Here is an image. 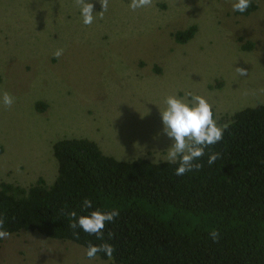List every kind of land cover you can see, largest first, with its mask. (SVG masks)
I'll list each match as a JSON object with an SVG mask.
<instances>
[{
  "label": "rangeland",
  "instance_id": "1",
  "mask_svg": "<svg viewBox=\"0 0 264 264\" xmlns=\"http://www.w3.org/2000/svg\"><path fill=\"white\" fill-rule=\"evenodd\" d=\"M254 1L257 9L240 15L235 0H152L135 11L130 0H108L101 19L99 0H86L96 18L85 25L75 0H0V182H53V143L63 138H89L119 160H167L160 110L168 95L203 96L218 125L264 103V0ZM192 25L187 43L175 40ZM0 264L108 262L22 231L0 239Z\"/></svg>",
  "mask_w": 264,
  "mask_h": 264
},
{
  "label": "trees",
  "instance_id": "2",
  "mask_svg": "<svg viewBox=\"0 0 264 264\" xmlns=\"http://www.w3.org/2000/svg\"><path fill=\"white\" fill-rule=\"evenodd\" d=\"M256 9L251 0L244 13H236ZM196 30L192 25L173 36L187 43ZM219 123L228 125L223 138L195 161L201 169L183 176L175 174L178 163L168 160H119L89 138L57 140L53 182H0L4 229L38 232L85 249L107 242L115 249L112 258L104 252L96 257L108 264H264V103L224 115ZM213 152L220 155L209 165ZM85 198L91 209L84 208ZM96 209L120 213L106 223L103 240L80 227L74 235L68 213ZM213 230L219 232L215 242Z\"/></svg>",
  "mask_w": 264,
  "mask_h": 264
},
{
  "label": "clouds",
  "instance_id": "3",
  "mask_svg": "<svg viewBox=\"0 0 264 264\" xmlns=\"http://www.w3.org/2000/svg\"><path fill=\"white\" fill-rule=\"evenodd\" d=\"M102 11L100 18L108 9V0H99ZM75 4L80 7L83 23L91 25L96 18L93 13V4L86 0H75ZM152 0H130L129 7L135 11L138 8L148 7ZM251 6V0H235L232 4L233 11L244 13ZM63 54V49H57L54 56L59 58ZM236 72L240 76H247V69L237 67ZM191 98L190 100L188 98ZM15 98L8 92L2 93V101L5 107H11ZM164 103L166 107L160 110L164 133L172 140L171 146L167 149L166 159L171 163H178L175 170L177 176L199 170L202 164L196 163L204 156L205 149L218 143L223 138V132L228 125H218L212 111V105L201 95H194L186 92L183 98L176 95L166 96ZM219 153L213 152L209 155L208 164L212 165L219 157ZM85 209L92 208V201L88 198L83 200ZM119 210L101 211L99 209L90 211L86 215H77V212L68 213V227L73 230V234L78 237L75 230L80 227L89 235H95L97 239L103 240L106 223L112 222L119 216ZM4 219L0 218V239H6L11 234L4 229ZM210 235L215 242L219 237V232L213 230ZM112 233L109 232V238ZM114 247L104 242L100 245L89 243L86 249V256L95 259L97 253L104 252L109 259L112 258Z\"/></svg>",
  "mask_w": 264,
  "mask_h": 264
}]
</instances>
